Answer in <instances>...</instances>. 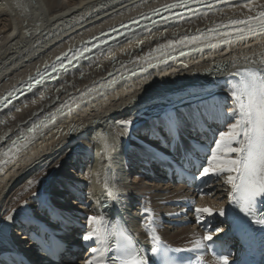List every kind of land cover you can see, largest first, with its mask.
I'll list each match as a JSON object with an SVG mask.
<instances>
[{
    "label": "bare ground",
    "instance_id": "6f19581e",
    "mask_svg": "<svg viewBox=\"0 0 264 264\" xmlns=\"http://www.w3.org/2000/svg\"><path fill=\"white\" fill-rule=\"evenodd\" d=\"M167 1L170 0H0V95L82 39ZM247 2L207 3L198 11L128 33L114 45L74 62L67 71L57 73L0 109V153L32 123L42 119L49 124L47 128L41 126L42 134L38 133L27 149L0 165V219L9 215L6 216L7 209L13 204L18 206L10 213L13 219H5L0 227V264H85L92 256L90 249L98 246L95 241L83 240L90 231V215L115 221L113 213L120 212L139 248L149 251L150 240L142 225L145 207L151 208L162 240L189 250L205 234V221L217 225L228 222V214L232 213L228 211L230 186L224 183V176L207 178L211 179L206 184L211 191L207 199L198 198L182 183L166 182L158 173L157 163L175 159L173 153L178 150L140 131L149 130L156 113L173 103L199 108L202 113L212 109L214 114L218 104H223L224 112H230L233 105L226 83L228 73L252 66L245 56L260 67L264 49L251 40V47L238 43L231 49L223 45L218 49L204 48L148 68L151 75L125 74L147 67L145 59L156 64L171 51L165 47L161 56L160 50L152 51L158 45L167 46L169 41L185 35L206 32L229 19L254 14L244 7ZM252 3L264 6V0ZM182 47L186 46L176 49ZM217 66L222 70H216ZM112 78L118 83L96 94L95 86ZM90 88L91 97L81 98V92ZM81 99L85 102L73 107L70 114L58 111L61 105L74 100L79 103ZM124 119H131L133 124L126 135H119L124 129L117 126V121ZM233 122L227 120L221 131ZM71 125L77 126L75 131H69ZM219 132L212 143L205 145L209 150ZM105 138L114 148L111 160L104 155ZM153 153L162 155L154 159ZM0 159L7 157L0 155ZM42 169L48 170L47 178L31 194L19 199L26 183ZM132 172L137 174L135 181L129 176ZM105 176L119 188L118 200L107 197ZM196 206L223 208L225 214H205L197 220ZM70 227L73 228L66 233ZM61 246L68 248L60 251ZM58 255L62 260L57 259ZM112 256L114 253H109Z\"/></svg>",
    "mask_w": 264,
    "mask_h": 264
},
{
    "label": "snow or ice",
    "instance_id": "6c2138e0",
    "mask_svg": "<svg viewBox=\"0 0 264 264\" xmlns=\"http://www.w3.org/2000/svg\"><path fill=\"white\" fill-rule=\"evenodd\" d=\"M195 2L203 3V0H175V3L164 6V11L186 7L189 3ZM216 2L220 3L221 0H216ZM17 6L23 5L18 4ZM208 6L211 7V5ZM244 7L254 14L240 19H229L226 24L217 25L215 28H209L206 32H198L196 35H185L179 40L169 41L167 46L158 45L157 49L152 51L160 50L161 56H163L165 47L171 51H175L176 46H192L191 51H203L204 48L218 49L221 45L231 49L238 43L248 45L249 40L253 41L256 47L264 49V6H257L252 3V0H248ZM25 10L27 11L26 6ZM160 11L159 8L153 9L152 15H157ZM141 18L147 19L144 16ZM121 27L126 26L122 24ZM102 35L104 34L102 33ZM102 43L106 44L107 41H102ZM196 45H200V47H196ZM92 47H99V45ZM91 51L92 48L86 46L82 51L75 52L70 58L68 53H62L51 67V73L46 66L43 72L37 71L36 78L29 77L30 83L26 85L27 89L31 91L46 79L53 78L52 74L67 71L74 62L85 58V54ZM171 51L166 59L161 58L156 64L151 63L150 59H145L144 63L147 64V67H139L138 71L130 72V76L135 77L138 73L151 75L148 73V68L158 67L159 64H166L168 59L175 58L171 55ZM185 54L184 51L179 52L180 56ZM244 59L252 66L237 68L236 71L228 73L230 79L226 80L232 99V110L224 112L223 104H218L216 112L221 126L229 119L234 122L227 124L226 131L219 132L218 138L215 139L214 146L210 150L203 144H190L187 148L182 144L181 138L185 132L195 131L198 127H202L205 113L200 112L199 108L193 110L181 104H170L156 113L149 131L160 143L165 146H174L178 151H181V171H187V168L183 166L185 163L196 168L198 175L193 174V179H219L224 176V183L230 186V190L227 192L229 201L237 206L246 217L252 218L253 223L264 226V214L259 213L256 207L258 201L264 200V51L260 53V67L255 66V61L251 60V57L245 56ZM233 63L235 62L233 61ZM226 67L227 64L224 65L225 69ZM216 70L222 69L217 66ZM109 76L111 77V73ZM121 79L127 78L122 76ZM116 83L118 81L112 78L96 85V94H101ZM92 92L93 89L90 88L81 92L80 96L81 98L91 97ZM13 95V92H9L6 97H0V104L7 107L11 103L9 97ZM83 102H85L84 99H81L79 103L75 100L65 103L58 111L61 115L70 114L73 107L78 108ZM223 103L226 104L227 101L225 100ZM50 119L54 125L55 115L52 114ZM132 124L131 119L117 121V126L124 129L123 133L118 134L126 135ZM41 126L47 128L49 124L35 122L26 132L21 131L20 135L11 141L10 147L0 153L7 157V159H0V165L6 164L18 156L21 151L27 149L40 133ZM76 128V125H71L69 131H75ZM59 131L63 132L62 129ZM105 149L104 155L111 160V152L114 151V148L107 143L106 138ZM159 155L152 154L154 159L159 158ZM197 161L202 162L197 163ZM103 186L110 200H118L119 188L115 183H111L107 176H105ZM201 194L203 195V192ZM194 212L197 220L202 219L205 214L208 216H212L214 213H218L220 216L225 214L223 208L214 209L210 206H196ZM143 213L145 218L142 225L150 240L151 257L148 255V249L137 247L129 229L119 218L112 221L103 215H90L87 217L90 231L83 236V240L95 241L98 246L90 249L92 256L85 261V264H109V259H111V264H192L191 261H186L182 257L169 255L170 252L179 253L183 250L172 249L162 241L151 208L145 207ZM5 219L11 221L13 216L9 214ZM219 231L220 229H216V232ZM214 234L211 231H206L202 237L195 240L191 249L198 253L195 264H207L204 256L208 252H211L214 264H229L228 255L219 254L207 243L213 240ZM113 241L114 243H112ZM109 253H114V256L110 258Z\"/></svg>",
    "mask_w": 264,
    "mask_h": 264
},
{
    "label": "rangeland",
    "instance_id": "374dc122",
    "mask_svg": "<svg viewBox=\"0 0 264 264\" xmlns=\"http://www.w3.org/2000/svg\"><path fill=\"white\" fill-rule=\"evenodd\" d=\"M132 132H133V134L134 135H137V136H139V132L137 133V132H135L134 130H132ZM140 134H143V136H146V134H144V133H142V131H140ZM47 169H42V170H40L39 172V174L36 176V177H34V178H32L30 181H31V184H29V181L26 183L28 186H26L25 185V189L23 188V190L21 191V195H19V199H21L23 196H25V195H27V194H31L33 191H34V189H36L46 178H47ZM135 174V175H134ZM137 174L136 173H134V172H132L129 176L131 177V181H135L136 180V176ZM44 177V178H43ZM39 178V179H38ZM165 184V183H164ZM18 199V200H19ZM16 201H17V199H15ZM17 206V205H16ZM14 204H13V206H12V208H8L7 209V211H8V213L6 214V216L8 215V214H10L11 212H13V208H15L16 207ZM18 207V206H17ZM10 209H11V211H10ZM4 217V216H3ZM1 218L0 219V227L1 226H3V224H4V220H5V217L4 218ZM166 224H168V223H166Z\"/></svg>",
    "mask_w": 264,
    "mask_h": 264
}]
</instances>
